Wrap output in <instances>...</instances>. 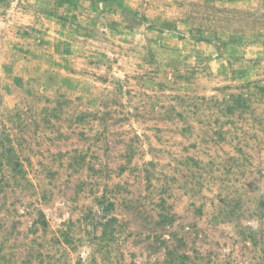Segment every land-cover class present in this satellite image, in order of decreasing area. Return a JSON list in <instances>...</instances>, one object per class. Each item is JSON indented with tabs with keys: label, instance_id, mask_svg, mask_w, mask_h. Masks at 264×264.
Instances as JSON below:
<instances>
[{
	"label": "rangeland",
	"instance_id": "374dc122",
	"mask_svg": "<svg viewBox=\"0 0 264 264\" xmlns=\"http://www.w3.org/2000/svg\"><path fill=\"white\" fill-rule=\"evenodd\" d=\"M0 264H264V0H0Z\"/></svg>",
	"mask_w": 264,
	"mask_h": 264
}]
</instances>
